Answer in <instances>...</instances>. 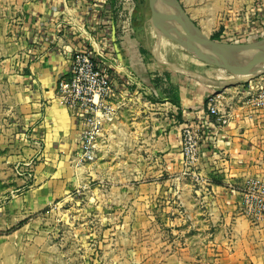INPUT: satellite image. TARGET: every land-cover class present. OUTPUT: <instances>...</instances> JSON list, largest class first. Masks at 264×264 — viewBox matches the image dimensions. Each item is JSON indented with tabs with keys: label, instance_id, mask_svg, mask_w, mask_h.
<instances>
[{
	"label": "rangeland",
	"instance_id": "rangeland-1",
	"mask_svg": "<svg viewBox=\"0 0 264 264\" xmlns=\"http://www.w3.org/2000/svg\"><path fill=\"white\" fill-rule=\"evenodd\" d=\"M122 1L128 5L129 0ZM180 1L208 36L220 34L218 41L264 38V0ZM13 2L0 0V264H204L193 260L192 252L181 259L188 252L181 250L185 243L210 236L199 237L188 227L192 219L182 214L178 194L173 198L177 185L171 179L177 173L167 167L165 151L156 145L154 121L148 112L134 113L130 105L123 110L121 94L110 99L113 114L102 126L95 159L82 160L74 153L72 173L64 169V175L52 177L61 184L55 186L53 198L32 202L36 196L27 191L37 187L46 169L34 151V133L18 111L15 76L28 57L20 53L25 44L23 16ZM136 3L138 46L157 64L174 74L182 72L190 85L197 77L214 84L216 79L234 82L242 76L214 61L197 64L167 43L157 48L171 63L161 61L151 41V28L153 36L160 30L153 23L149 0ZM132 9L122 10L121 23ZM167 13L178 28L174 14Z\"/></svg>",
	"mask_w": 264,
	"mask_h": 264
},
{
	"label": "crops",
	"instance_id": "crops-1",
	"mask_svg": "<svg viewBox=\"0 0 264 264\" xmlns=\"http://www.w3.org/2000/svg\"><path fill=\"white\" fill-rule=\"evenodd\" d=\"M13 3L23 16L25 44L20 53L28 57L19 63L15 76L18 111L34 133V151L42 159L40 167L46 169L40 173L37 187L27 191L36 196L32 202L51 200L55 186L61 185L52 177L60 172L64 175V169L72 173L80 126L58 96L56 84L69 71L72 54L88 46L125 81L121 87L123 110L130 105L134 113H149L155 123L156 145L164 149L167 167L177 173L171 179L178 188L173 198L178 194L182 214L192 219L188 227L194 228L199 237L210 236L204 237L205 242L185 243L187 247L181 250L188 252H183L181 259L192 252L194 259L190 258L204 264H264V218L254 223L244 214L242 195L249 179L264 181V111H252L245 102V89L264 72L242 75L234 82L216 79L214 84L209 83L211 79L197 77V82L190 85L186 75L174 74L157 64L138 46L136 0H129L128 5L122 0ZM126 8L133 10V31L121 28ZM144 95L150 99H144ZM211 95L218 96L220 111L229 113L232 121L225 127L208 128L201 143L196 178L183 162L181 133L188 120L199 119L207 112ZM127 101H133V105ZM39 135L44 143L41 150L37 148Z\"/></svg>",
	"mask_w": 264,
	"mask_h": 264
},
{
	"label": "built area",
	"instance_id": "built-area-1",
	"mask_svg": "<svg viewBox=\"0 0 264 264\" xmlns=\"http://www.w3.org/2000/svg\"><path fill=\"white\" fill-rule=\"evenodd\" d=\"M122 15H124L122 13ZM121 28L133 31L130 17L125 16ZM103 57L88 46L79 47L71 56L69 71L56 84L58 96L80 126L77 154L82 160H94L98 152V137L103 124L113 114L110 99L121 94L125 81L114 72ZM246 100L252 111H264V75L245 89ZM207 112L199 119L188 120L181 133L183 162L196 178L201 157V143L209 129L225 127L232 116L221 112L217 95L208 97ZM243 212L254 223L264 218V181L249 179L243 189Z\"/></svg>",
	"mask_w": 264,
	"mask_h": 264
},
{
	"label": "water",
	"instance_id": "water-1",
	"mask_svg": "<svg viewBox=\"0 0 264 264\" xmlns=\"http://www.w3.org/2000/svg\"><path fill=\"white\" fill-rule=\"evenodd\" d=\"M153 23L196 55L230 68L237 75L264 72V38L252 42L224 43L208 36L193 20L180 0H149ZM174 14L178 28L172 24ZM216 60V61H215ZM207 62V63H208Z\"/></svg>",
	"mask_w": 264,
	"mask_h": 264
},
{
	"label": "bare ground",
	"instance_id": "bare-ground-1",
	"mask_svg": "<svg viewBox=\"0 0 264 264\" xmlns=\"http://www.w3.org/2000/svg\"><path fill=\"white\" fill-rule=\"evenodd\" d=\"M153 29L151 28V35H152V38H151V41L153 42V44H155L156 48V52L160 54V56L167 60V61H170L166 58H164V54L162 52H159L157 46H159V44H163V43H167L173 47H177L179 48L180 50H183L185 52H187V54L192 57L195 62H197V64H204V63H207L208 61L204 58H201L200 56L196 55L189 47L185 46L184 43H181L179 41H177L174 37L168 35L166 32H164L163 30H160V31H157L156 34L153 36ZM214 65V64H213ZM218 67V66H217ZM222 69V68H221ZM212 71V70H211ZM217 71V70H215ZM225 72V71H223ZM202 74V73H201ZM210 74V73H209ZM224 74V73H223ZM205 75V74H204ZM211 75V74H210ZM219 75V74H218ZM216 76V75H215ZM219 76H222V75H219ZM207 77V76H206ZM227 77V76H226ZM231 77V76H229ZM224 78V77H223ZM221 79V78H220Z\"/></svg>",
	"mask_w": 264,
	"mask_h": 264
},
{
	"label": "trees",
	"instance_id": "trees-1",
	"mask_svg": "<svg viewBox=\"0 0 264 264\" xmlns=\"http://www.w3.org/2000/svg\"><path fill=\"white\" fill-rule=\"evenodd\" d=\"M219 36H220V34H219V33H216V34H215L214 36H212L211 38L218 40V39H219Z\"/></svg>",
	"mask_w": 264,
	"mask_h": 264
}]
</instances>
